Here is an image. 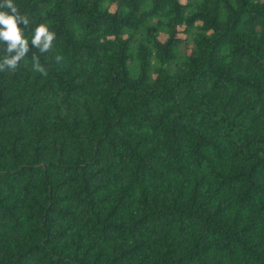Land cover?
I'll return each instance as SVG.
<instances>
[{
    "label": "trees",
    "instance_id": "trees-1",
    "mask_svg": "<svg viewBox=\"0 0 264 264\" xmlns=\"http://www.w3.org/2000/svg\"><path fill=\"white\" fill-rule=\"evenodd\" d=\"M14 3L0 264H264V0Z\"/></svg>",
    "mask_w": 264,
    "mask_h": 264
},
{
    "label": "clouds",
    "instance_id": "clouds-1",
    "mask_svg": "<svg viewBox=\"0 0 264 264\" xmlns=\"http://www.w3.org/2000/svg\"><path fill=\"white\" fill-rule=\"evenodd\" d=\"M21 24L26 28L29 19L26 15L20 14L14 0H0V44L6 45V55L0 60V72L6 70L15 72L30 51L29 41L24 37V29L19 27ZM55 39L56 33L41 23L34 29L31 46L40 54H44L52 50ZM63 59L61 55L54 57L58 64L62 63ZM32 62L35 72L47 76V69L40 63L39 56L35 53L32 55Z\"/></svg>",
    "mask_w": 264,
    "mask_h": 264
}]
</instances>
